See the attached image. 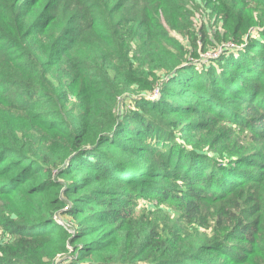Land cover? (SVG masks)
Returning <instances> with one entry per match:
<instances>
[{
    "label": "trees",
    "instance_id": "obj_1",
    "mask_svg": "<svg viewBox=\"0 0 264 264\" xmlns=\"http://www.w3.org/2000/svg\"><path fill=\"white\" fill-rule=\"evenodd\" d=\"M62 262L264 264V0H0V264Z\"/></svg>",
    "mask_w": 264,
    "mask_h": 264
},
{
    "label": "rangeland",
    "instance_id": "obj_2",
    "mask_svg": "<svg viewBox=\"0 0 264 264\" xmlns=\"http://www.w3.org/2000/svg\"><path fill=\"white\" fill-rule=\"evenodd\" d=\"M258 13L255 12V15H257ZM199 19L201 20L202 19V16L199 14ZM209 19L207 18V21ZM218 31H223V27L222 26H219L216 28ZM257 32H254L253 35H257L255 34ZM174 35L180 40V41H184V38L182 37L183 35L178 32V33H174ZM215 47V48H214ZM213 49L211 50H208L207 52H204L201 54V57L199 58V56H194V58L191 60V63L193 65H195L194 69L195 71L197 72V74H203V72H205V67L207 65H211V63H214V64H218V62H215L216 59H218L222 53H223V49L221 47H216L214 46ZM236 47H234L233 49H235ZM238 52L237 53H233V52H230V54H235V55H238V53H241L243 50V48H238ZM218 66V65H217ZM150 96H152L151 99H156L158 98V95L155 94V92L153 94H150ZM192 118H187L186 121H189L191 120ZM206 119L209 120L208 124H205V125H201V127L198 129V128H195V130H192L190 133H191V139H190V142H187L181 139H184V137L186 136H181V137H176V138H171L169 137V139L166 141V142H169V141H176L178 142L179 144H183L185 146H188L190 148V146H197V144L199 143V147H200V150L202 152H204L206 155H208V153L210 155H214V150H217L219 151V156L221 159L227 157L229 154H231L232 152H236L238 153L240 150H238V146H237V143H236V139L234 137H228L229 133L228 130L226 129L228 127L227 124H225V122H221L222 126L219 128L218 131L221 132V135L219 137V139L217 140V142H213L214 141V135H211V131L213 129L214 126H216L214 123H215V120L211 118V113H209L207 116H206ZM166 123H174V122H178L179 124L178 125H181V122L183 120V117L179 114V113H170L166 118ZM222 121V120H221ZM177 125V126H178ZM183 127H186V125H184ZM226 127V128H225ZM163 134H168V133H172V131L166 129V128H163ZM222 129L224 130V132L222 131ZM166 131V132H165ZM142 143H145V139L142 141ZM217 143V144H215ZM148 144V142L146 143ZM241 145H243L244 147H246L247 149H251L252 150H256L258 148H262L263 145L262 144H259V145H256L255 148H253V146L250 144H247L246 141H244ZM251 145V147H250ZM183 146V147H185ZM167 150V148H164ZM168 151V150H167ZM241 152V151H240ZM155 153H158V150L155 151ZM160 157V156H158ZM210 158V157H208ZM207 161V160H206ZM171 180V179H170ZM163 183H171L169 180H165V181H162V180H159ZM173 181V180H172ZM126 195H129L132 199H134V201L136 202L135 204V208L136 210L138 211V213H141L142 211L146 212L147 210V204H146V201H151V200H148V197L151 196V195H138V194H135L132 190H130L129 188L127 187H124L122 190H121V197H125ZM170 202V201H168ZM154 207L153 209V213L155 212H158V211H162L161 208H164V209H168L169 208V205L168 204H158L157 202H151ZM171 204V203H169ZM166 208H165V206ZM163 214L165 215H168V213L164 210L163 211ZM181 215V212L180 211H176L174 212V216L171 214V219H175L176 220V223L178 225L181 224L180 220L178 219ZM169 216V215H168ZM70 218V216H68ZM170 217V216H169ZM71 225V224H70ZM69 225V227H70ZM162 227L165 226V223H161ZM171 225V224H169ZM70 229H73L72 228V225L70 227ZM203 232V231H202ZM72 249V248H71ZM63 256V257H62ZM71 257L72 255L71 254H63L61 255L62 258L64 257ZM72 258V257H71ZM74 258V256H73ZM74 262V261H72ZM63 264H67L65 262H62ZM71 264V263H69Z\"/></svg>",
    "mask_w": 264,
    "mask_h": 264
},
{
    "label": "built area",
    "instance_id": "obj_3",
    "mask_svg": "<svg viewBox=\"0 0 264 264\" xmlns=\"http://www.w3.org/2000/svg\"><path fill=\"white\" fill-rule=\"evenodd\" d=\"M221 48H222V47H221ZM222 49H223V48H222ZM155 94L158 95V94H159V91H158V90L155 91ZM151 98H152V96H151ZM59 222H60V221H59ZM62 224H63V223H62ZM61 255H62V254H59V255H58V261H57V263H60L59 260L63 257V256L61 257Z\"/></svg>",
    "mask_w": 264,
    "mask_h": 264
}]
</instances>
